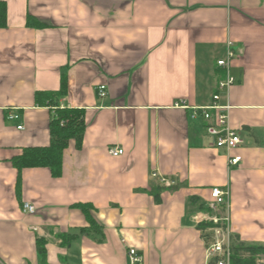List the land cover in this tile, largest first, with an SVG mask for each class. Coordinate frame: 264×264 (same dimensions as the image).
Segmentation results:
<instances>
[{
  "label": "crops",
  "instance_id": "0c3cea01",
  "mask_svg": "<svg viewBox=\"0 0 264 264\" xmlns=\"http://www.w3.org/2000/svg\"><path fill=\"white\" fill-rule=\"evenodd\" d=\"M0 1V264H40L39 238L46 264H129V247L142 264H211V228L194 218L216 187L230 188L234 236L264 246V0ZM228 50L235 83L220 91ZM64 73L62 105L85 113L82 147L70 142L61 177L24 169L17 190L11 160L51 142L35 95L59 90ZM216 94L245 141L230 152L215 147L200 111ZM79 204L92 206L100 232L82 231Z\"/></svg>",
  "mask_w": 264,
  "mask_h": 264
},
{
  "label": "trees",
  "instance_id": "16d2710c",
  "mask_svg": "<svg viewBox=\"0 0 264 264\" xmlns=\"http://www.w3.org/2000/svg\"><path fill=\"white\" fill-rule=\"evenodd\" d=\"M7 4L0 1V29L7 27ZM33 20L28 17L27 25L31 27ZM38 27L44 25L38 23ZM36 25V24H35ZM68 96V82L66 73L62 74L61 86L57 91L37 92L35 95L36 105L46 107L50 111L51 119L49 124L51 142L49 146L24 148L22 155L11 160L12 166L18 171L17 190L20 189L21 174L24 169L48 168L52 176L61 177L63 174L64 152L68 149L70 142H76V147L80 149L83 143L84 132L86 130L85 113L83 109H74L62 105V100ZM174 186L170 187L173 188ZM79 208L89 223V228L84 232H100L95 219L91 215L92 206L79 204ZM204 207V205H203ZM207 211L206 209H202ZM211 211V210H210ZM212 224H204L199 230L212 228ZM204 237V236H203ZM65 242V240H64ZM37 253L40 264L47 262L46 241L37 239ZM231 264H259V258L264 255V246L249 245L240 241L238 236H234L232 243ZM217 258L211 260V264H216Z\"/></svg>",
  "mask_w": 264,
  "mask_h": 264
},
{
  "label": "built area",
  "instance_id": "2783aa9c",
  "mask_svg": "<svg viewBox=\"0 0 264 264\" xmlns=\"http://www.w3.org/2000/svg\"><path fill=\"white\" fill-rule=\"evenodd\" d=\"M231 48V47H229ZM233 53L228 50V57L217 62L218 67L225 69V79L219 82L218 89L220 91L230 90L234 85L235 79L230 74V61L233 58ZM106 86L98 88V95L100 97L106 96ZM214 104L208 107L200 108L203 112V117L208 123L206 128L207 134L214 139V145L219 149H226L228 152L237 149L245 144L241 134L232 129L230 124V105L220 106L217 101L220 100V95L216 94L213 97ZM184 104V103H183ZM180 104H176L179 107ZM185 105V104H184ZM186 108V107H185ZM20 115L18 113H10L8 115L9 121H18ZM23 126H19L18 130H23ZM113 157L123 155L124 151L119 147H112L109 149ZM242 158L232 157L229 159L230 167H236L240 164ZM154 177L159 178L157 174ZM161 183L170 184L164 178ZM173 184V183H171ZM209 212H200L195 216L197 225L212 224L210 229L209 240L207 243V254L210 258H217L216 264H231L232 259V243L234 241V234L231 230V202H230V188H213L210 191V200L207 203ZM24 212L34 214L36 207L31 203L24 205ZM223 211V214L221 213ZM129 264H142V256L133 248H128Z\"/></svg>",
  "mask_w": 264,
  "mask_h": 264
}]
</instances>
